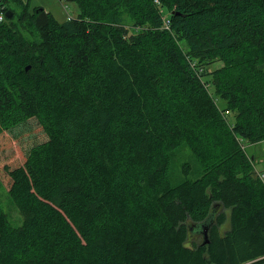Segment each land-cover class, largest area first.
<instances>
[{"label":"trees","instance_id":"trees-1","mask_svg":"<svg viewBox=\"0 0 264 264\" xmlns=\"http://www.w3.org/2000/svg\"><path fill=\"white\" fill-rule=\"evenodd\" d=\"M64 1L0 23V135L42 137L5 167L0 264H264V0Z\"/></svg>","mask_w":264,"mask_h":264},{"label":"rangeland","instance_id":"rangeland-1","mask_svg":"<svg viewBox=\"0 0 264 264\" xmlns=\"http://www.w3.org/2000/svg\"><path fill=\"white\" fill-rule=\"evenodd\" d=\"M28 9L33 11L35 8H45L47 12L52 13L60 23L65 22L69 17L76 18L80 14L79 6L74 2H66L64 0H22ZM9 7V4H8ZM12 7V6H11ZM184 47L187 46L186 42H181ZM223 66L222 62H216L210 66V71H214ZM217 103L220 107H225V101L217 98ZM231 118V117H230ZM41 129L36 127L33 129H26L21 136L22 140L19 141L13 133L4 132L0 135V202L2 209L5 210L9 217V220L14 226H20L22 224L23 217L18 208L13 204L8 190L10 187V178L5 172L6 166L23 165L24 150L32 142L41 139V135L36 139L30 140L34 135H39ZM246 151L249 157L255 158V168L257 172L264 174V142L250 144L245 142ZM189 164L191 170L186 173L183 171V165ZM200 165L196 161L191 150L183 145L176 154H174L171 165V180L174 185L180 184L186 179H195L199 172Z\"/></svg>","mask_w":264,"mask_h":264},{"label":"built area","instance_id":"built-area-1","mask_svg":"<svg viewBox=\"0 0 264 264\" xmlns=\"http://www.w3.org/2000/svg\"><path fill=\"white\" fill-rule=\"evenodd\" d=\"M8 4H6V0H0V23H3L7 20L6 12H7ZM168 23H166V28H169ZM261 179L264 181V174L259 173Z\"/></svg>","mask_w":264,"mask_h":264},{"label":"water","instance_id":"water-1","mask_svg":"<svg viewBox=\"0 0 264 264\" xmlns=\"http://www.w3.org/2000/svg\"><path fill=\"white\" fill-rule=\"evenodd\" d=\"M13 15H14V12L12 11V10H8L7 12H6V17L8 18V19H11L12 17H13ZM30 69V66L29 67H27V70H29ZM208 243V241H205L204 242V244H207Z\"/></svg>","mask_w":264,"mask_h":264},{"label":"crops","instance_id":"crops-1","mask_svg":"<svg viewBox=\"0 0 264 264\" xmlns=\"http://www.w3.org/2000/svg\"><path fill=\"white\" fill-rule=\"evenodd\" d=\"M69 18H71V17H69Z\"/></svg>","mask_w":264,"mask_h":264}]
</instances>
